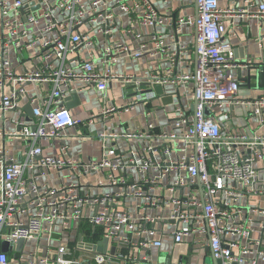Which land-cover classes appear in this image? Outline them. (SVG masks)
I'll return each mask as SVG.
<instances>
[{"label": "built area", "instance_id": "obj_1", "mask_svg": "<svg viewBox=\"0 0 264 264\" xmlns=\"http://www.w3.org/2000/svg\"><path fill=\"white\" fill-rule=\"evenodd\" d=\"M30 1L38 7L31 10L29 6L23 15V0H0V88L10 87L0 98V118L23 98L33 113L31 120L17 119L8 133L28 142L21 160L6 158L0 148V243L14 246L18 239H52L58 223L65 227L71 222L85 223L88 229L82 230L83 238L91 241L47 244L42 254L36 247L16 255L13 263L8 252L0 250V264H155L130 248L137 245L135 237L143 245L144 234L153 233L151 226L157 222L175 224L174 243L193 232L207 235L212 255L221 264H264V223L261 237L254 239L252 217L238 220L241 198L264 196V180L256 168V163L264 162V132L259 131L264 128V96L250 101L237 97L240 83L234 72L247 64L224 41L236 34L228 32L225 19L260 21L264 0H227L232 5L226 6L220 0H196V15L184 16L157 9L156 3L169 0ZM120 17L138 27H153L149 40L134 46L115 39ZM184 26L194 28L196 57L191 71L177 72V64L190 48L177 39ZM157 27L172 33L160 34ZM121 30L136 39L141 36L131 24ZM11 51L22 65L30 56L31 67L17 72L7 56ZM146 56L165 61L164 72L158 69L139 79L112 70L120 58ZM113 81L132 85L134 95L124 105L103 108L102 118L157 97L153 90L142 88L145 82L161 84L167 95L192 83L195 107L174 104L167 126L147 121L140 129L83 135L101 142L99 157L73 156L66 143L60 144L56 155L43 154L40 140L51 141L67 128L95 122L93 113L87 119L74 117L65 98L92 88L105 99ZM27 83L49 88L30 94ZM235 104L253 105L256 130H223L211 109ZM62 170L67 171L68 182L61 180ZM93 173L99 177L92 186L103 191L83 188L90 184L83 181ZM185 187L189 193L166 194ZM253 211L264 213V207ZM102 239L108 241L105 252L97 243ZM111 244L113 255L109 254ZM148 244L160 246L161 241Z\"/></svg>", "mask_w": 264, "mask_h": 264}, {"label": "crops", "instance_id": "obj_2", "mask_svg": "<svg viewBox=\"0 0 264 264\" xmlns=\"http://www.w3.org/2000/svg\"><path fill=\"white\" fill-rule=\"evenodd\" d=\"M27 1L28 0H23L25 3H27ZM194 2L195 0H169L166 3H156V6L161 13H173L182 16L187 14L195 15ZM220 5H232V2L220 0ZM1 19L2 18L0 15V32ZM119 20L121 23L114 34V38L120 39L134 46H140L141 44L147 42L150 38V34L154 31L153 27H138L137 25L130 23L129 19L125 17H120ZM225 23L228 32L230 33L232 30H235L236 34L227 35L224 38V41L233 46L236 58L239 61L247 64V67L238 69L234 72L235 77L240 83L237 97L240 100L250 101L260 96H264L263 79L260 78L258 84L255 83L254 78L251 80L247 78V72L250 68H256L257 66L264 65V18L258 21L255 19L232 17L225 19ZM130 24L133 28L137 27V30L141 33L140 38L136 39L132 35L123 33L121 27ZM156 31L160 34H165L166 36H169V34L172 33L171 29L164 27H157ZM177 39L180 42L187 43L190 48L185 52L184 59L180 60L177 64L176 71L189 72L194 67L196 57L194 49V28L184 26L180 34L177 35ZM32 55L33 52H31V56ZM7 56L10 57L12 66L17 72L23 71L24 66L26 68H30L33 62V59L29 56L23 62L24 65L19 64L14 51H11ZM166 66L167 63L165 61L157 62L151 56L140 58L123 57L112 66V70L115 73L134 74L139 79H145L152 71L160 69L164 72ZM25 87L30 92V94H33L36 89L38 91H44L48 90L49 88L46 84L38 85L35 88L30 83L25 84ZM191 87L192 83H190L187 87L179 86L178 90L171 95L173 102L168 105L162 106L160 97L158 96L151 97L147 102L137 104L132 110L128 112H123L120 114L113 113L107 118L100 117V111L112 104L120 106L130 101L134 95L132 90L133 86L130 85L126 87L118 81H113L105 93V99H103L101 92L95 91L92 88H87L79 94L80 105L71 108L70 112L74 117L82 119H87L90 114L93 113L96 115L95 122L92 125L85 127L67 128L62 132L63 135L61 137H57L51 141L45 139L40 140L42 152L43 154L56 155L58 153L60 144L66 143L69 145V152L73 156L84 160L99 157L101 154V142L97 139L84 137L83 135L93 136L97 132H102L104 130L120 131L126 129H140L144 127L147 121H154L160 125L167 126V123L174 116L171 112L172 106L174 104L182 102L185 105L189 104L193 106V89ZM142 88L145 90L147 89L145 85L142 86ZM166 88H169V85H166ZM187 90H190L191 102H188V97L184 95ZM8 92H10V87L8 85L0 88V98L3 93ZM84 93H88L98 98L95 99L93 103L89 102L83 104L81 97L84 95ZM27 103V99H21L17 108L8 110L4 114V117L0 118V148L5 150L6 158H14L17 161H20L25 147L28 144L26 140L20 137L8 135V133L14 129L15 121L17 119L21 117L26 119L24 116V107ZM253 108L254 107L252 104H235L227 106L223 109H219L217 107L212 108L211 113L214 114V117L221 124V127L224 131L237 128L251 132L258 128L257 118L252 113ZM259 131L264 132V128L259 129ZM256 168L260 177L264 180V162L256 163ZM59 174L61 175V180L63 182L69 181V178L66 177L67 171L62 170ZM98 177L99 175L96 173L90 174L88 178L83 181L84 183L86 182L90 184H84L83 188H89L91 192L103 191L105 188L92 186V182H94ZM181 193H189V188L185 187L183 190L179 188L173 193L166 191L168 196H178ZM238 204L239 208L241 209L240 213L238 214V220L244 221L247 216H251L253 219V230L251 236L254 239L260 238L261 225L264 223V213L260 211H253V208L258 206L261 208L264 207V196L241 198L238 201ZM179 226L182 227V225ZM174 227L175 224L173 222L155 223L153 226H151L153 233L144 234L142 240H145V242L143 245L139 243V238H134V243H137V245L132 246L130 248V252H133L135 255L147 256L148 259L155 264H212L206 260L209 256H211L210 252L205 251L206 246H208L207 235L193 232L182 242L174 243L171 236V231ZM84 228L86 229L87 226L85 223L81 222H71L65 225V227H62L61 223H58L54 229L52 239H49L48 236H42L38 240H44L41 245H39L37 240L26 241L25 245L20 251H9L8 255L10 262L13 263L16 260V255H19L22 252H27L36 247L38 248V253L42 254L47 244L52 246H55L60 242H67L70 244L73 240V238H70L71 233L74 234L73 241L84 240L86 243H88V241H91V239L89 237L83 238L82 230ZM79 235L81 236L80 239H78ZM154 240H160L161 245L152 246L148 244V242ZM27 244H31L32 248H26ZM262 245H264V240L262 241ZM111 247H114L115 251V246L111 244L109 245V254H111ZM124 250L127 251L128 247H124ZM180 257H182V259H180Z\"/></svg>", "mask_w": 264, "mask_h": 264}, {"label": "water", "instance_id": "obj_3", "mask_svg": "<svg viewBox=\"0 0 264 264\" xmlns=\"http://www.w3.org/2000/svg\"><path fill=\"white\" fill-rule=\"evenodd\" d=\"M29 6H31V8H30L31 10H34L38 7L37 4L33 3V1L24 3L20 8V11L23 15L28 12ZM194 8H195V15H196V9H197L196 0L194 2ZM247 78L250 80L252 78H254L255 83H258V84H259L260 78H262L264 81V65L263 66H257L256 68H254V67L250 68L247 72ZM143 84L147 87V91L153 90L155 95L160 97L162 106L168 105V104L173 102L172 96L167 95V93L164 91V88L161 84H157V83L150 84L149 82H145ZM78 105H80V97L78 94L74 93L73 95L65 98V106L67 108L71 109V108H74ZM194 107H195V103H193V108ZM24 110H25L24 116H25L26 120H31L33 117L31 104L27 103L24 107ZM205 113L208 114L207 109L205 110ZM80 238H81V236L79 235L78 239H80ZM107 242H108L107 239H102V240L98 241V244L102 246L103 252H105L107 250ZM24 245H25V240H23V239H18L14 246L12 244L8 243L7 241H1L0 250L5 251V252H9L11 250L20 251ZM205 251L211 253V256H209L208 259H206L208 262H211L212 264H221L219 259H215L213 257L212 251H211V248L209 245L206 246ZM113 252H114V247H111L110 253L113 254ZM180 259H182V257H180Z\"/></svg>", "mask_w": 264, "mask_h": 264}, {"label": "rangeland", "instance_id": "obj_4", "mask_svg": "<svg viewBox=\"0 0 264 264\" xmlns=\"http://www.w3.org/2000/svg\"><path fill=\"white\" fill-rule=\"evenodd\" d=\"M185 96H187L188 97V102H191L190 101V90H187V92L184 94ZM82 99V103L83 104H86V103H93L94 102V100L95 99H97L98 97H95V96H93V95H90V94H88V93H84V95L81 97ZM70 238H73V240H74V234L73 233H71V236H70ZM72 240V241H73ZM43 239H41L40 241H38L37 240V242L39 243V245H41L42 243H43ZM68 241H71V240H68ZM71 241V243L70 244H73V242ZM35 243V242H34ZM33 247H34V245H33ZM26 248H32V246H31V244H27L26 245Z\"/></svg>", "mask_w": 264, "mask_h": 264}]
</instances>
